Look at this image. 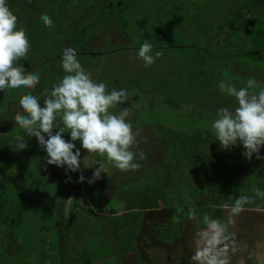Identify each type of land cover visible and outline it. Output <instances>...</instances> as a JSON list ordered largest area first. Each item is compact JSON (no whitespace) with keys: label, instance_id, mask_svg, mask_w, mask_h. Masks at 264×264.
<instances>
[{"label":"rangeland","instance_id":"obj_1","mask_svg":"<svg viewBox=\"0 0 264 264\" xmlns=\"http://www.w3.org/2000/svg\"><path fill=\"white\" fill-rule=\"evenodd\" d=\"M128 1H130V6L127 13L124 14L129 22L128 29L131 35H137L136 40L142 36H148V34L166 33L167 31H174L175 37V29H177L179 18L187 12L183 4L188 0ZM218 1L221 3H219L217 9L212 13H206L207 15L201 21L195 23L191 21L193 25H184L185 35L178 39V42H176L178 45L173 46L175 45V42L172 43L173 40L169 44L165 41L158 43L170 48V52L175 54L183 53L184 44H187L186 47L192 46V44H201L203 51L211 54V59L206 54L208 57L206 60L197 57L191 59L192 63L181 61L186 68L182 72L183 77H181L179 86L173 89L174 92L178 93L180 90L186 89L189 81L197 76L195 74L202 71L206 73L207 70L210 73L213 72L211 77L213 86L207 89L203 88L205 91L198 89L196 94H200L202 91L199 99L196 98L192 103H188L177 96L173 97V102L168 105L166 95L161 91L158 94L153 90L155 89L153 85L155 79L150 76L153 74L150 71L151 65L145 67L144 61L137 58L140 47L135 48L137 50L134 51V55L126 53L130 49L126 52L124 50V53L121 54L122 57L113 54L110 72L102 75L99 72V77L94 79L97 82H103L109 92L112 89L127 90V102L117 105L116 108L110 109V111L116 114L127 111L126 120L131 122L134 132L139 130L138 143L132 149L138 157L140 153L143 154L142 159L135 161L140 164L138 169L121 171L106 156H101L99 153H88L81 147L79 141H76V144L77 147H81V170L66 172L65 168L67 166L61 168L55 165H47V153L39 147L37 139L27 137L24 130L18 125L9 126L7 124L13 121L16 114L14 106L19 104V98L25 95L27 90L23 87L9 88L0 91V178L2 180L0 187L6 189L8 185L9 190H22L31 193L35 199H45L44 204L48 211L49 209L52 210L50 203L57 204L64 199L61 208L64 216L70 211L72 197L74 196V194L72 195L73 191H65V189L73 186L74 180L76 182L74 186H78V183L81 182L79 180L80 175L87 172V170H91L90 178H92L95 168L102 170L100 176L102 178H109L112 174L113 179L117 180L114 183L115 192L122 191L126 193L132 190L133 193L138 194L140 192L133 190V188L141 187V191L144 190L153 195L150 200L144 202L136 198L127 201L125 197L120 199L116 197V200L113 199V196L111 198L105 191L103 197L99 191L101 186L98 185L96 179L94 183L87 185V190L82 192L80 197L78 196V201L73 202L75 204L74 209L77 210L76 213H84L79 220L82 224L88 220V217L89 219L92 217L91 207L93 205L98 210L104 209L111 213L125 208H144L147 205L170 208L194 202L193 200L206 201V204H208L228 197H230L229 199L232 197L233 200H237L239 197H248L249 200L262 201L261 205H264V196L258 195V193H264V171L259 173L260 170H264V160L259 165L254 157L251 160L246 159L243 155L242 145L227 150L222 149L220 142L215 140L214 131L211 127L213 121L218 118V109H234L238 106L234 97L220 92L217 85L221 80L239 89L246 87L248 80L254 78L256 84L251 91L264 90V48H262L264 45V0H258L261 2L260 5L263 4L262 6L259 5L261 8L258 9L251 8L250 3L252 0H229L226 5L224 0ZM92 2L93 0H52L50 2L45 0L42 14L40 13L38 16V11H35L30 19L35 27L39 26L40 23V32L43 30L51 34L53 38L58 35L63 40L67 37H73L76 40V38H79L78 31L85 27L84 23L79 21V18L82 11ZM19 7L21 11L24 10L23 4ZM44 14L51 17L53 21L51 27L46 26L41 20V16ZM99 14L102 15V13ZM21 16L22 13H19L18 18L20 19ZM187 20L190 22L189 16ZM162 23H167L168 27H162L161 32L158 31L159 29L155 30ZM25 24L26 21L21 24V28L28 32ZM194 24H203L201 27L206 30V33L193 35L195 31L191 29ZM209 36H211V39L207 42ZM149 39H151L149 40L151 42H145L152 45L156 44L158 40L154 36L149 37ZM99 45L101 43L98 41H95L91 49H85L80 45L78 46L79 51L76 52L77 59L84 69L90 73L91 71L95 72L93 68L98 58L86 55L85 50L93 54L101 52V46ZM61 50L62 46H57L54 52L63 53ZM198 50L204 53L202 50ZM156 51L159 50L153 51V54ZM160 52L162 55L155 60L162 61L174 57L168 51ZM62 57L63 54L59 58L56 57L55 60L38 64L36 68L31 67L33 73L39 74L43 70L42 75L44 77L40 79L43 88L38 91L41 96L47 90H50L53 85L58 84L65 76ZM43 59H46V57L40 56L38 59H29L28 56L27 59L22 58L21 60H25L30 64V62L34 63L37 60L42 62ZM201 59L209 68L204 69ZM18 63L25 64L24 61ZM173 66L174 64H169L167 67L172 69ZM100 68L98 67L97 70ZM152 68L154 69L155 65ZM186 71H189L190 74L188 75ZM91 76L94 77L92 74ZM197 85L198 88L204 87L200 83ZM30 92L33 94L32 91ZM64 135L66 139H70L69 133L66 132ZM17 137L24 139L27 148L17 149L16 145L20 142ZM261 152L264 153V148L261 149ZM72 189L75 188L72 187ZM152 189L157 190H154L156 194L151 192ZM87 199L91 200L92 205H89L91 203ZM208 206L205 207L206 210L209 208ZM83 210L84 212H82ZM140 215L133 212L127 219L138 221ZM55 216L56 214L50 215L52 218ZM59 219L57 216L55 223H53L51 220L39 215L37 219L28 218L29 221L33 220L35 224L29 222L8 230L7 233H13L15 239L10 240L8 245L9 252L13 257L12 262L9 260L10 264H58L63 259L62 247H58V245H62L63 237L61 234L63 232L66 234L64 247L68 252L67 261L69 264H72L74 255L75 260L78 261V263L75 262L76 264H81L84 259L93 261L94 254L90 252V247L82 243L79 246H76V244L85 237L84 241L87 238L90 245L96 246V253H98L99 246L103 245L102 238L99 236L101 230H97L96 234L84 236L80 232V228L77 227H71V230L66 231L64 229L66 221L64 220L60 222L62 224L58 225ZM117 219L120 220L114 219L115 222L117 221V225L113 221V228L121 225L123 218L118 217ZM75 222H77L76 219ZM0 227L2 233L7 231L4 225H0ZM60 229L61 231H59ZM133 229L135 230L136 227L132 225L131 230ZM226 230H229V228L226 227ZM129 232L131 233V231ZM115 233L118 241L127 245L125 241L129 237L127 230L122 231L117 228ZM229 237L234 241L230 232ZM70 238H72L71 242ZM22 242L28 243L30 252L34 247L42 254H46L47 257L43 258L36 250H33L32 256L26 255L28 253L26 247L21 244ZM104 243L111 245L107 239H104ZM81 248L83 250L79 253L78 250ZM133 258L132 256H126L125 264H131L133 261L138 263L137 259L133 260ZM3 259L1 258V260Z\"/></svg>","mask_w":264,"mask_h":264},{"label":"clouds","instance_id":"obj_2","mask_svg":"<svg viewBox=\"0 0 264 264\" xmlns=\"http://www.w3.org/2000/svg\"><path fill=\"white\" fill-rule=\"evenodd\" d=\"M41 20L46 26L53 25L51 17L46 14L41 16ZM17 25V15L6 0H0V91L21 87L35 89L40 83L38 73L26 72L25 66L18 63L22 58H28L31 44L25 29ZM161 55L160 51L153 54V45L145 42L140 46L137 58L148 67ZM62 67L65 76L41 97L29 92L20 98L22 112H16L15 124L24 130L27 137L37 139L39 147L47 153V165L67 166L66 172L81 170V147L88 153L106 156L121 171L138 169L140 164L135 161L142 159L143 154L138 157L132 149L138 143L139 130L134 132L131 122L126 120L127 111L120 114L110 111L127 102V90L112 89L109 92L103 82L95 81L84 69L73 48L64 49ZM255 84L254 78H250L246 87L237 89L221 80L217 85L220 92L234 97L238 106L218 109V118L211 127L222 149L242 145L246 159L251 160L255 156L264 160L261 152L264 148V90L251 91ZM66 132L70 139L65 138ZM17 139L20 141L17 149L27 148L22 137ZM76 141L81 147H77ZM101 173L100 168H95L89 183H94ZM85 179L81 174L79 180ZM258 195L264 196V193ZM248 201V197H239L231 208V215L239 214ZM188 216L194 218L195 211L190 209ZM204 220L212 230L209 247L198 249L192 260L199 264H204L205 259L207 264H228L226 258H208L210 247L222 242L224 227L216 220L209 221L207 216Z\"/></svg>","mask_w":264,"mask_h":264},{"label":"crops","instance_id":"obj_3","mask_svg":"<svg viewBox=\"0 0 264 264\" xmlns=\"http://www.w3.org/2000/svg\"><path fill=\"white\" fill-rule=\"evenodd\" d=\"M254 159L259 165L263 161L256 159L255 156ZM90 171L87 170V172L83 173L86 179L80 182V184L78 183V187L74 186L76 183L74 180L71 187L75 189L70 187L66 189L73 191L72 195L74 191L79 192L77 196L74 195L72 197L76 202L78 201V196L80 197V194L87 190V185L91 184L89 183V180H91ZM263 171L260 170L259 173ZM110 176H108L110 179L102 177L97 179L98 185L101 186L99 191L103 197L105 195L104 191L116 200L117 198L125 197L127 201L136 198L144 202L150 200L153 196L144 190L141 191V187L133 188V190L140 192L138 194L133 193L132 190L126 193L122 191L115 192L114 183L117 180L113 179L112 174ZM154 190L152 189L151 192L157 191ZM229 198L215 200V202L208 204H206V201L193 200L194 202L170 208L167 206L147 205L144 208H125L113 213L104 209L98 210L93 205L91 207L92 217L90 219L88 217V220H86L88 227L85 230H83V227H80L79 230L84 236H90L93 233L96 234L97 230L100 229L101 235L99 236L102 238L103 245L99 246L98 253L95 252L93 261L84 259L81 264H125L126 256L134 257L133 260L137 259L138 263H134L133 261V264H199V262L193 261L192 257L198 249L203 250L209 247L208 241L212 235V230L205 223V216L209 218V221H218L223 227L225 223L234 238V241L230 239L224 230L221 237L222 242L210 247L208 258L212 256H216L219 259L226 258L228 264H264V205H261L262 201L250 199L243 205V210L239 214L231 215V208L235 205L236 200H233L231 197V201ZM87 200L91 203L89 205H92L91 200ZM226 200L229 202H226ZM73 202L70 207L73 205L75 208ZM207 205H209L207 210L211 211L205 209ZM190 209L195 211V217L192 219L188 216ZM133 212L141 214L138 221L127 219ZM221 213L222 215H220ZM80 216H78L79 220ZM64 217V220L67 222V215ZM118 217H122L124 221L122 220L121 225L113 228V220L119 221ZM132 225L136 227L135 230L133 229L134 231L131 230ZM117 228H120L122 231L127 230L129 236L125 240L127 245L125 243L121 244L118 241L115 233ZM84 239L85 237L83 240L81 239V242L77 246L81 243L90 248L95 246L93 244L90 245L87 238L86 241ZM104 239H107L111 245L109 246L107 243H104ZM83 248L79 250L81 251ZM62 251L63 259L61 264H69L67 261L68 252L65 249ZM72 261V264L78 263L75 260V255ZM204 264H207V259H205Z\"/></svg>","mask_w":264,"mask_h":264},{"label":"flooded vegetation","instance_id":"obj_4","mask_svg":"<svg viewBox=\"0 0 264 264\" xmlns=\"http://www.w3.org/2000/svg\"><path fill=\"white\" fill-rule=\"evenodd\" d=\"M48 1L50 2L52 0H48ZM102 1H103V3H102ZM228 1L229 0H224V4L226 5V3ZM6 3H7V1H6ZM44 3H45V0H16L15 4L10 7V9H12V11H14V14H16L17 17L19 16V13H22L21 18L20 19L18 18L19 19L18 25H17L18 28H21V24L22 23L24 24L26 21L25 28L28 31V32H26V34L29 37L30 44L32 46V47H30V50H29V55H28L29 59H33V58L38 59L40 56L46 57V59H43L42 62H40V60H37L34 63L30 62V64L27 63V61H25V60H20V61L25 62L24 66H25L26 72H33L32 68L38 67V64L47 63L49 61L55 60L56 57L57 58L61 57L62 54H64L65 48H73V49H75L76 52H78L79 51L78 49H80L78 46L81 45L85 49H88V48L91 49V46L95 43V41H98L99 43H101V45H99V46H101L100 47L101 52H98V53L95 52V54H93L92 52L85 50L86 55H89L91 57L96 56L98 58L97 61L95 62L96 65L93 68V70L95 69V72L91 71V74L94 75V77H92V78L97 79L100 74L102 75L104 73L110 72L113 54H116V55L122 57L121 54L124 53V50L126 52L128 49H130V51L126 52V53H130V54L134 55L135 54L134 51L137 50L135 48L140 47L143 43H145V41L151 40V39H149V37H151V36H154L158 39L156 41V44L153 45V51H155V50H159L162 52L170 51V48H166L162 44H158V43H160L161 41H165L166 43H168L171 40H173L172 43L175 42V45H173V46L178 45V43H176V42H178V39L182 38V36L185 35V31L183 30V27H185L184 25H188V24L193 25V23H191V21H193L194 23L201 21L204 18V16L207 15L206 13H210V12L212 13V11L217 9V7L219 6V3H221V2L218 0H188L183 4V7L185 10H187V12H186V14H182L181 17L179 18V22L177 24V29H175L176 30V36L175 37H174V34H175L174 31H167L166 33H158L157 34L155 32L154 34H148V36H142L138 40H136L137 35H134V34H133V36L131 35V32L128 29L129 22L125 17V14L128 11L127 9L130 6V1H128V0H93V2L90 5H88L86 9H84L82 11V14L79 18V21L81 23L83 22L85 27L82 30L78 31L79 32V38H76V40L73 39V37H67L63 40L58 35H57L58 37L55 36L53 38V36H51V34L46 33L43 30L40 32V30H39L40 23L38 24L39 26L35 27V24L30 19V16H32L33 13L35 14V11H38V16L40 15V13L42 14L41 11L43 10ZM21 4H23V8H24L23 11H21L20 7H19ZM262 5L263 4H261L260 6H262ZM259 7H255L253 9H258ZM99 13H102V15ZM188 16L190 18V22H189V20H187ZM21 19H22V21H21ZM166 24H164V23L160 24L159 26H157L158 28H155V30L159 29L158 31L161 32L162 27H164V26L168 27V25H166ZM201 25H203V24H194V26L191 29L192 31H195L193 35H203L206 33V30H203ZM35 28H36V30H35ZM164 31H166V30H164ZM135 34H137V33H135ZM55 38H56V40H55ZM210 39H211V36L208 37L207 42L210 41ZM134 42H137L139 44H136ZM149 42H151V41H149ZM131 43H133V44H131ZM186 45L187 44L183 45L185 48L183 51L193 50V49H200L203 51L201 44H199V45L192 44V46H187V47H186ZM57 46H62L61 51L63 53H58V51L54 52L55 47H57ZM262 48H264V45L262 46ZM204 53H207L209 55V59H211L210 53H208V52H204ZM83 54H85V53L83 52ZM54 56H56V57H54ZM123 57H125V56H123ZM129 57H131V56H129ZM20 61H18V62H20ZM125 61L129 65V62L126 60V58H125ZM98 67H101V68L99 70H97ZM40 70L41 69L39 67V71ZM99 72H100V74H99ZM42 74H43V70H41V72H39L41 79L44 77ZM57 76H58V74H57ZM42 88H43L42 83H39L34 90L27 89L25 94L32 91L34 95L40 97L41 94H39L38 91L42 90ZM19 100H20V98H19ZM41 103L43 106L42 101H41ZM14 107H15L16 112H18V111L22 112V109L20 108L19 104L17 106H14ZM11 108L12 107L10 106V109ZM7 124L9 126L10 125L15 126L14 117H13V121L8 122ZM24 134H25V132H24ZM70 188H72V187H70ZM69 190L70 189H68V190L65 189V191H69ZM75 194L77 195L78 192L75 191L74 195ZM73 201L74 200L72 199V202ZM72 202H71V204H72ZM62 205H63V201H61L57 205V211H58V215L61 217L60 218L61 222L64 221V218H63L64 215L62 214V210H61ZM76 212H77V210H75L74 206L72 205L70 207V211L68 212L69 214L67 213V218H71V222H70L71 225L67 228L68 222H66V225L64 228L66 231L69 229L71 230V227H77V228L83 227V230H85L88 227L86 222L83 224H82V222H79L78 216L79 215L82 216L83 213H81V214L79 213L77 218H74V214ZM74 219H76L77 222L73 223ZM60 231H61V229H60ZM61 235L63 237V240L61 237V240H62L61 247L63 250V249H65L64 240H65L66 234L63 232V234H61ZM71 241H72V238H70V242ZM77 245H78V243L76 244V246ZM90 249H91L90 252L91 253L93 252V254L95 255L96 247L92 246ZM78 251H79V253H81L80 250H78ZM58 264H61V262H59ZM73 264H75V263H73Z\"/></svg>","mask_w":264,"mask_h":264},{"label":"trees","instance_id":"obj_5","mask_svg":"<svg viewBox=\"0 0 264 264\" xmlns=\"http://www.w3.org/2000/svg\"><path fill=\"white\" fill-rule=\"evenodd\" d=\"M6 1L9 7L14 5L16 2V0H6ZM260 3L261 2L258 0H252L250 3L251 4L250 6L252 8L259 7ZM239 33H241V31H239ZM168 53L173 54L174 57H172L171 59L162 60V61L155 60V62L151 65V70H150L153 73L150 76L153 79H155V82L153 84L155 86V89L153 90L157 92L158 94L161 91L164 95H166V103L168 105L173 102L172 98L177 97V96L180 97L185 102L192 103L194 99L200 98L202 91L200 92V94H196L198 89L202 90L203 88L207 89L208 87L213 86L211 83V77H212L213 72L211 70L212 73H210V71L207 70L206 73L202 71L201 73L195 74L197 76L193 77L191 81H189L188 79L189 83L186 89L184 88L183 90H180L178 93L174 92L173 89L174 87L179 86L181 77L183 76L182 72L186 68V66H184L183 63H181V61L183 62L185 61L184 63H187V62L190 63L193 59L197 57H201L202 59L206 60L208 59L209 55L207 53H201V51H199L198 49L185 50L183 51L182 54H177V53L175 54V53H171L170 51H168ZM206 54L208 55V57ZM169 64H172V65L174 64L172 69H168L167 66ZM201 64L202 63L200 62V65ZM154 65H155V68L153 69L152 67ZM203 65H204V69L209 68L208 66H206L204 62H203ZM186 72L188 75L190 74L189 71H186ZM199 83L204 87L198 88L197 84ZM1 181L2 180L0 178V182ZM65 195L66 194H64L63 196L64 198H65ZM44 202H45V199L44 200L35 199L33 195L29 192H24L22 190H16V189L9 190L8 185L6 189L0 187V225L1 226L4 225L6 228L5 230H7L4 233H2L1 232L2 229L0 227V264H8V263L10 264L13 258L9 252L8 245H9L10 240H15V239H14L13 233L11 232L7 233L8 230H12V228L14 227L17 228L21 224H25V223L28 224L29 222H31L32 224H35L33 220L32 221L28 220V218L30 217H33V219H37V216L39 217V215H41L45 217L47 220H51L53 223H55L57 216L61 218L59 215H57L58 214L57 205L61 201L57 204L50 203L52 205V210L49 209V211H48V208H45ZM52 214L53 215L56 214V216L53 218L50 217V215ZM220 215H222V213ZM77 216H78V213H75L74 218H77ZM48 218H51V219H48ZM60 222L61 220L59 219L58 225L62 224ZM67 222H68L67 227H69L71 225L70 224L71 218H67ZM73 223H75V219ZM115 225H117L116 222H115ZM7 227H10V228H7ZM226 227L227 225L224 223V230L226 234L229 236V230H226ZM21 244L24 245V247H26V251L28 253L26 255L32 256L33 250H36L38 253H40L43 256V258L47 257L46 254H42L41 251L37 250L34 247H32V250L30 252V250L28 249V243L22 242ZM18 246L20 245L18 244ZM58 247H61V245H58ZM3 256H4V259H3ZM1 258L3 260H1ZM14 260L16 261V259Z\"/></svg>","mask_w":264,"mask_h":264}]
</instances>
